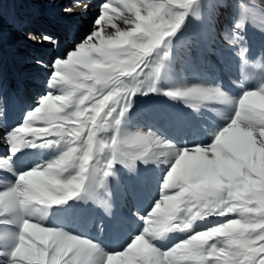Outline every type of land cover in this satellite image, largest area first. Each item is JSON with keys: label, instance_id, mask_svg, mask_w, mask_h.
I'll return each instance as SVG.
<instances>
[{"label": "snow or ice", "instance_id": "obj_1", "mask_svg": "<svg viewBox=\"0 0 264 264\" xmlns=\"http://www.w3.org/2000/svg\"><path fill=\"white\" fill-rule=\"evenodd\" d=\"M198 3L105 0L93 31L50 62L53 90L37 97L14 123L0 110V138L7 145L0 153V264H264V81L237 99L218 87L163 93L185 102L222 99L232 106L227 124L209 144L177 149L153 132L121 131L132 97L142 89L144 94L157 91L162 65L153 56H169L171 38ZM112 5L113 13L133 14L120 17L129 28L113 25L114 33L102 34ZM244 25L245 17L237 18L221 36L247 64L240 35ZM25 35L37 43H55L44 32ZM253 67L264 73L260 64ZM24 148H49L56 154L18 170ZM161 157L168 168L159 198L144 216L137 214L143 227L122 250L105 253L86 238L44 223L54 205L100 200L117 164L135 174L137 161L159 163ZM196 221L205 224L196 230ZM169 232L184 236L166 251L157 248L153 241Z\"/></svg>", "mask_w": 264, "mask_h": 264}, {"label": "rangeland", "instance_id": "obj_2", "mask_svg": "<svg viewBox=\"0 0 264 264\" xmlns=\"http://www.w3.org/2000/svg\"><path fill=\"white\" fill-rule=\"evenodd\" d=\"M104 2L105 0H95V11L87 19L79 20L77 17L75 19H72V17L69 18L70 23L74 21L72 31L68 34L70 38H65V36L61 38L62 40L56 43L57 47L51 46L49 48L39 49L37 45H30L27 42L28 38L26 36L23 37V35L28 31H32L33 33H50L47 31H50L54 24V16L48 14L50 10L43 7V4L38 8L31 0H0V36L6 34L5 39L10 40V42L4 43L5 40L0 38V62L6 60V58L8 59L9 55L16 57L11 50L15 46H20L22 43L20 54L26 60V64L39 57L45 63L42 69L41 67L35 70L34 68L33 70H29L28 67L25 69L20 68L12 79H8L11 82L9 85L13 87V100L17 104L11 110L10 123H14L15 119L19 118L21 113L26 111L29 106H33L37 97L44 92L53 90L49 79L51 75L50 62L60 53H64L66 56L67 48L71 50L84 36L93 31L94 21L100 15L99 5ZM129 2L139 3V0H129ZM144 2L147 3L149 0H144ZM221 2L223 3L222 6L217 5L216 0H199L198 5H195L193 8V13L195 14H189L185 18L180 30L171 38V46L168 49L169 56L163 60H160L155 55L153 56V59L162 65L160 75L156 79L155 84L157 91L144 94V89H142L132 97L131 107H129L122 121V133L136 134L153 132L161 137L163 141L174 145L175 148L183 147L189 143L187 142V138L192 132L191 127L188 133L183 127V120L188 117L187 111L189 109H192L191 113H199L203 119V125L208 128V123L212 118L205 117L206 115L204 113H212L208 109L211 105L210 102L208 104L204 101L185 102L183 99H172L163 93L168 90L184 87L199 86L204 88L202 79L205 76L215 78L216 68L220 69L225 67V62L229 60L227 56H224V50H230L232 52V59L236 64L235 66L241 67L242 70L245 69V63L236 54L237 49L234 46L226 44L221 36V33L226 29L232 28L237 18L245 17L244 30L240 35L244 37V41L246 42L245 47L247 51L245 57L248 60L246 67L249 75V86H246L245 82L241 79L243 75L239 72L236 81L243 86L233 90L234 95H230H233L237 99L244 90H254L258 84L264 81V73L261 72V68L253 67L254 64H260L261 67H264V38L262 37L264 31H261L260 27L264 26V0H221ZM67 3L68 0H64L60 8L66 6ZM241 5H246L247 8H241ZM112 7L114 5L110 6V10L106 14V19L109 22L104 23L103 29L101 30L102 34L114 33L115 27H119L122 31H127L129 28V24L125 23L120 17L132 16L133 14L127 10L121 12L119 9L113 13L111 10ZM57 11L58 13L56 15L61 18L66 15L64 11L62 13L59 10ZM46 13L48 19L45 17ZM146 14V12H142V15ZM64 25L60 24L58 29L64 30ZM95 27L99 28V26ZM16 29L23 30L22 37L20 34V39L17 37V32L14 37L13 31ZM9 33L12 34L11 39ZM14 38L17 39L14 40ZM163 51L164 49H160V56H163ZM205 72L206 74H204ZM211 85L221 90L226 89L223 82L218 83L215 81L211 82ZM56 94H59V92H56ZM191 103H197V105L193 107ZM230 113L232 114V109ZM190 122L191 120L189 122L187 121L188 124L185 123L187 126H190ZM173 123H176L178 128L176 131L173 129L175 132H170L172 131ZM212 134L209 143L212 141ZM191 137L194 142L198 141L196 140L198 137L196 132L192 133ZM194 142L192 145H194ZM152 147L153 150L158 151L155 146ZM6 148L7 146H2L0 153L6 151ZM28 150H31V152H27ZM22 151L23 155L17 164L18 170H26L33 166L34 163H43L56 154L54 149L49 148H24ZM164 159L165 157H161V162H149L148 164L137 161V172L135 174L130 173L124 165L117 164L115 166V176L108 179V193L104 196L108 197L113 195L114 198L116 197V201L114 200L110 203L112 204L111 207L114 208L117 204V207H120L121 211L129 213L135 210L134 213L140 216L150 211L154 201L159 198L160 184L164 172L168 168V165L163 162ZM0 163H3V161H0ZM9 178L15 179V177L11 176ZM100 197L101 191L99 193V199ZM84 201L85 199H70L66 203L50 207L57 208L58 210L60 207L61 209L64 207V209L60 211L58 219L55 220L51 218H54L52 216L56 215H51L47 209L44 223L50 227L60 228L64 231L66 230L69 234H73L72 229H64L65 226L63 223L66 220H72L73 223L76 221L75 218L78 214L77 208L79 203L84 204ZM87 201L90 203L88 205L89 207H94V205L98 206L97 202L99 200L96 202L93 199H87ZM118 201L120 202L119 205L117 203ZM107 211L109 212L111 209ZM111 214H104L103 212L92 218H88L86 214L82 218L78 217L77 219L86 221L88 225L93 224L94 228L98 229V227L104 224L105 220L112 218L113 214ZM203 224H205V221H196L193 228L198 230L197 226ZM134 227L136 228L134 233L137 234L143 227V224L141 221H135ZM98 233H105L103 227L97 230L96 234ZM176 233L179 235L175 237L168 247H162L161 244H156V247L166 251L177 240L183 238L184 233ZM131 235H133L132 232ZM116 241L113 240L112 243ZM106 251L108 253L111 252L109 250Z\"/></svg>", "mask_w": 264, "mask_h": 264}, {"label": "bare ground", "instance_id": "obj_3", "mask_svg": "<svg viewBox=\"0 0 264 264\" xmlns=\"http://www.w3.org/2000/svg\"><path fill=\"white\" fill-rule=\"evenodd\" d=\"M31 1L34 5L38 6V8L41 7V5L43 4V7H46V8H48V10H50V12H48V14L54 16V18H53L54 24L52 25L51 30L47 31L50 33H47V34H49L53 37L55 43H51V44H49L47 42L37 43L36 40L27 39V42L30 45H33V44L37 45L39 47V49L49 48L51 46L57 47L56 43H57V41L62 40L61 38H63L64 36H65V38H70V37H68V34L70 33V31H72V27L74 25V21H73V23L69 22L70 17H72V19H75L77 17V19H79V20L87 19L88 17H90V15L93 13V11H95V0H68V3L66 6H68L67 8L71 9V12L69 14H66L65 16H63V18H61V17L57 16L56 14L58 13L57 10H59L62 13L63 9L66 7V6H64V7L60 8V6H62V3H64V0H31ZM69 15H72V16H69ZM45 17L48 19L47 13H46ZM60 24H65L63 27V28H65L64 30L58 29L60 27ZM57 30H59V32H57ZM16 32L18 33V36H17L18 39H20L22 37L23 30H17L16 29L15 31H13L14 37L16 35L15 34ZM52 32H53V34H51ZM20 34H21V37H20ZM9 35L8 36L11 39L12 34L9 33ZM24 36H26V35H23V37ZM5 37H6V34L0 36V38L5 40V41L3 40L4 43L10 42V40L9 41L6 40ZM262 37L264 38V33H263ZM15 39H17V38H14V40ZM21 46H22V43L20 46H15L14 49L11 50L13 55L16 57H12L11 55H9L8 59L6 58V60L0 62V110H3L7 113L8 122H10L11 110L14 108L15 105H17L15 100H13V97H12L13 87H11L9 85V83L11 84V82H9L8 79H12L14 74L16 72H18L20 68L25 69L26 67H28L29 70H33V68L35 70L38 67H41V69H42L45 66V63L43 62V59L41 57L35 59L32 62H28L26 64V60L23 59L21 54H20V51L22 48ZM223 54H224V56H227L229 59V60H227V62H225V67H222L220 69L216 68V77L215 78H210V76H208V77L203 76L204 77V79H202L203 86H204V89L216 88L213 85H211V82H215V81H217L218 83L223 82L226 89H224V90L220 89L221 92L225 93L229 99H235L232 91L243 86V85L239 84L238 81H236V78H237V75L239 72L243 75L241 79L245 82L246 86H249V83H248L249 75H248V71H247V67H246L247 64H245V69L242 70L241 67L235 66L236 64H235L234 60L232 59L233 55H232V52L230 50H228V51L224 50ZM38 60L42 61L43 63L38 64L37 63ZM12 61H15V62H12ZM213 68H214V65H213ZM204 74H206V72ZM230 94H233V95H230ZM204 102L206 104H208L209 102L211 103V105L208 107V109L212 113H208V112L204 113L206 115L205 117H211L212 118L211 121L208 123L209 129L203 125V119L201 118L200 114L199 113H191L192 109H189L187 111L188 117L183 120L184 121L183 127H184V129H186L187 133L189 132L190 127H191L190 129H192V132L190 133V135L187 138L188 139L187 142H189V143L188 144L186 143L187 145H184L183 147H179L177 149H182L185 147L193 146L192 143L194 141H193V138L191 137V134L195 133V132L198 134V137L196 139L198 141L194 142V145H196V144H208L210 139H211L212 132L214 133L215 131L223 128L227 124L229 118L231 117L230 112H231L232 106L230 104L225 103L222 99H216V98H214V100L213 99L212 100H206ZM179 104L181 105V103H179ZM190 120H191L190 126H187V124H188L187 121L189 122ZM186 127L188 128V130ZM177 128L178 127H177L176 123H173L172 131H170V132H175ZM2 129H3V127L0 126V137L3 136ZM170 135H172V134H170ZM2 146H7V145L4 143L3 139L0 138V149ZM27 152L30 153L31 150L30 151L28 150ZM26 157H27V155H26ZM0 183H3V181H0ZM107 193H105L104 191L101 190L100 200L98 202L96 201L98 206L94 205V207H89L88 205H90V203H89V201H87V199H85L84 204L79 203V206L77 208L78 214H77V217L75 218L76 221L74 222L75 224L72 222V220L67 221L66 219H65L66 222L63 224L65 226L64 229L69 228V229L73 230V235H76V236L81 237V238H86L92 242L95 241L94 243L98 244L99 247L105 253H108L106 250H109V251H111L110 253H112L114 251L122 250V248L134 236V234H136V233H134L135 232L134 230L136 229L134 227L135 221H140V220L137 219V215H136V213H134L135 210L133 212L128 213L125 211H121L120 207H117V204L114 208L111 207L112 204H110V203H112L114 200L116 201V197L114 198L113 195L108 196V197H104V196H106ZM117 203H118V205L120 204L119 201ZM63 209H64V207H62V209L60 207L59 210L57 208H48V211L51 213V215H56V216H52L54 218H51V219L52 220L58 219V215H59L60 211H62ZM110 209H111L112 214H113L112 218H108L107 220L104 221L105 225L103 224L102 226L98 227V229H101V227H103L105 233L96 234L98 229H95L93 224L88 225V223L86 221L77 219L78 217L82 218V216L86 215V214L88 215V218L89 217L92 218L96 215H100L103 212H104V214H109V212L107 210H110ZM131 222H133V223L131 224ZM114 226H115V228H114ZM131 232L133 233V235H131ZM178 235L179 234H177L176 232H169L166 234V237L154 240L153 244L155 246H156V244H161L162 247L166 248L170 245V243ZM113 240H117V241L115 243H112Z\"/></svg>", "mask_w": 264, "mask_h": 264}, {"label": "water", "instance_id": "obj_4", "mask_svg": "<svg viewBox=\"0 0 264 264\" xmlns=\"http://www.w3.org/2000/svg\"><path fill=\"white\" fill-rule=\"evenodd\" d=\"M69 49H70V48H67V49H66V52H67Z\"/></svg>", "mask_w": 264, "mask_h": 264}]
</instances>
